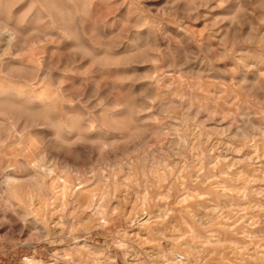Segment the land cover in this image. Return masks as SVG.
Listing matches in <instances>:
<instances>
[{
    "label": "rangeland",
    "instance_id": "rangeland-1",
    "mask_svg": "<svg viewBox=\"0 0 264 264\" xmlns=\"http://www.w3.org/2000/svg\"><path fill=\"white\" fill-rule=\"evenodd\" d=\"M187 263L264 264V0H0V264Z\"/></svg>",
    "mask_w": 264,
    "mask_h": 264
},
{
    "label": "bare ground",
    "instance_id": "bare-ground-1",
    "mask_svg": "<svg viewBox=\"0 0 264 264\" xmlns=\"http://www.w3.org/2000/svg\"><path fill=\"white\" fill-rule=\"evenodd\" d=\"M6 38H7V36H6ZM10 181H14V178L11 176V175H6L5 176V185H7V184H9L10 183ZM46 188V187H45ZM104 200V199H103ZM197 207V206H196ZM196 211V210H195ZM83 217V216H82ZM201 221V220H200ZM205 237H207V236H205ZM212 239V238H211ZM217 240V239H216ZM198 249V248H197ZM215 251V250H214ZM212 252V251H211ZM189 253V252H188ZM223 253V252H222ZM173 255H175V254H173V252H172V255L171 256H173ZM189 257V256H188ZM184 257H178V261L179 262H181L182 263V259H183ZM167 260V259H166ZM225 260H226V257H225ZM169 261V260H168ZM167 261V262H168ZM171 262H175L174 261V259L173 258H171V260H170ZM177 262V261H176ZM185 263H186V261H185ZM189 263H190V261H189ZM188 264V263H187Z\"/></svg>",
    "mask_w": 264,
    "mask_h": 264
}]
</instances>
